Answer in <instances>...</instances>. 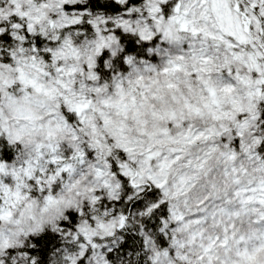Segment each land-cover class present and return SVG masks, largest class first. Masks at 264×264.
<instances>
[{"label": "snow or ice", "instance_id": "obj_1", "mask_svg": "<svg viewBox=\"0 0 264 264\" xmlns=\"http://www.w3.org/2000/svg\"><path fill=\"white\" fill-rule=\"evenodd\" d=\"M0 264H264V0H0Z\"/></svg>", "mask_w": 264, "mask_h": 264}]
</instances>
